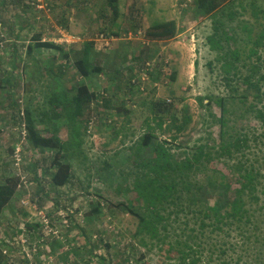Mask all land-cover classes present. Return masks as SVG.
Masks as SVG:
<instances>
[{"label": "rangeland", "instance_id": "obj_1", "mask_svg": "<svg viewBox=\"0 0 264 264\" xmlns=\"http://www.w3.org/2000/svg\"><path fill=\"white\" fill-rule=\"evenodd\" d=\"M112 2L0 0V184L9 176L20 177L16 195L0 216V242L10 263L176 264L175 253L140 246L134 238L137 217L118 206L137 196L132 188L127 190L137 169L129 147L136 145L148 123L155 140L177 158L196 145L217 146L222 139L221 108L215 102L207 107V98L202 105L199 97L228 98L235 92L231 88L236 99L228 98V126L235 136L247 137L248 144L233 157L213 148L214 157L198 175L207 180L223 174L234 190L239 187L235 161L253 165L260 174V202L253 209L264 228V121L257 115V109L264 108V43H254L264 33V0H236L233 6L239 13L233 22L224 17L225 30L236 33L231 46L259 50L252 58H241L240 75L230 72V85L222 60L206 44L212 18L195 17V0H117L116 14ZM253 3L259 17L253 14ZM162 19H176L181 31L172 39L145 37L153 21ZM248 27L253 28L251 36ZM39 37L59 46H36ZM85 41H93L94 62L102 65V73L84 77L78 72L73 61ZM253 66L260 79L259 96L244 82ZM80 84L96 93L85 101L78 118L83 153L72 160L71 181L54 187L49 173L53 153L28 141L24 119L30 111L40 132L52 128L47 124L53 111L48 98L59 90L72 94V87ZM165 101L171 106L169 116L166 108L155 106ZM151 105L159 110L156 114L165 115L162 127ZM185 119L186 128L176 132L175 123ZM58 122V136L66 140L67 120ZM148 152L152 150L144 148L143 156ZM28 223L39 227L29 229ZM246 234H227L223 245L230 247L228 256L217 250L221 238L211 235L213 246L203 242L198 264H254L253 248L244 244Z\"/></svg>", "mask_w": 264, "mask_h": 264}, {"label": "trees", "instance_id": "obj_2", "mask_svg": "<svg viewBox=\"0 0 264 264\" xmlns=\"http://www.w3.org/2000/svg\"><path fill=\"white\" fill-rule=\"evenodd\" d=\"M115 1L117 0L112 2L114 14L118 12V6L114 4ZM235 1L195 0L193 11L195 17L212 18L213 32L206 37V44L217 52V60H222V68L228 73L226 75L227 84L236 75H240L238 64L243 60L241 58H252L259 51L253 46L247 52L238 45L231 46V41L236 39V33L231 35L225 30L227 21L224 20V17L227 16L228 21L233 22L239 13L237 7L233 6ZM252 6V11H255L253 14L255 17H259L256 4L253 3ZM240 7L242 10L246 9L243 2ZM247 29H249L248 36H251L253 28L248 27ZM180 31L176 19H162L153 21L144 36L151 40H166L174 38ZM37 39L36 46H59L53 42L41 41L40 37ZM254 43L258 46L264 43L263 32L258 35ZM94 51L93 41H85L83 49L74 58L73 62L78 72L84 77L104 71L101 64L94 62ZM230 55L231 57H229ZM66 57L70 59L71 53H66ZM230 72L234 77H231ZM256 73V66H253L251 71L244 75V82L247 89H257V96H259L261 86L260 79H256ZM121 83L125 87L129 84V82L127 84L123 81ZM72 89L75 91L72 94L66 90H59L53 92L48 98L53 107L52 116L48 115V119L50 123L52 119H55V122L47 124L52 125V128L50 126L40 132L34 124V117L30 111L26 112L24 119L28 141L36 148L47 149L53 153L49 173L50 183L54 187L68 184L72 179V160L81 159V153H83V133L78 118L83 113L85 101H90L96 95L87 84L73 86ZM231 90L236 92V89L231 88ZM235 92H231L228 98L235 100ZM205 98L208 99L207 107L210 108L212 102H215L222 111V116L218 119L222 139L220 144L213 148H216L215 152H218L219 155L228 154L233 157L236 150L248 144L247 137L235 136L231 132L226 119L227 97H199V102L202 105ZM244 98L247 99V95L242 99ZM155 106L166 108L167 116L170 115L171 106L166 101L156 102ZM150 111L156 114L159 110L151 105ZM156 115L159 117L157 124L162 127L166 117L159 113ZM257 115L264 121V108L257 109ZM63 118L67 120L65 125L68 126L69 132L66 140H62L58 136L59 126H56V123H60L58 121ZM43 120L45 121V119ZM188 123L187 119L182 123H175L176 132L183 131ZM156 138L154 127L148 123L147 131L139 138L136 145L129 147L131 158L136 162L137 169L134 173L133 183L127 187V190L132 188L137 196L134 201L121 202L118 206L137 217L138 226L134 233L136 242L147 250L157 248L166 250L168 254L175 253L176 264H198L203 242L208 243L211 235L221 238L220 243H216L217 250L220 251L221 256H228L230 247L226 248L223 245L225 243L223 239L227 234L231 235L232 231L236 230L241 235L247 233L246 236H243L247 239L244 244L253 248V263L264 264V228L259 224V215L253 209V205L260 202L258 194L260 174L254 166L243 165L240 160L235 161L232 167L238 173L239 187L233 190L232 184L223 174L220 177L215 176L207 180L201 179L198 175L199 171H202L214 157L212 147L207 144L196 145L193 149L184 151L183 157L177 158L170 148H167L163 142L156 141ZM144 148L151 149L152 153L148 152L146 156H143ZM19 183V176H9L4 183L0 184V216L16 195ZM215 192L217 194L213 199L212 194ZM95 211L97 212V208H94L93 212ZM28 227L37 229L39 225L34 226L28 223ZM208 244L213 246L212 242ZM3 245L0 242V264H13L8 262ZM242 257L243 255L239 254L238 260Z\"/></svg>", "mask_w": 264, "mask_h": 264}]
</instances>
